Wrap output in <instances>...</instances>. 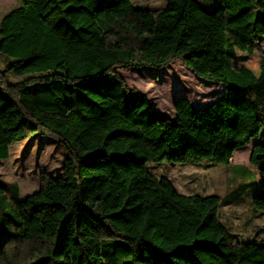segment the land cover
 <instances>
[{
    "label": "trees",
    "instance_id": "16d2710c",
    "mask_svg": "<svg viewBox=\"0 0 264 264\" xmlns=\"http://www.w3.org/2000/svg\"><path fill=\"white\" fill-rule=\"evenodd\" d=\"M259 44L264 0H166L160 9L133 0H22L0 21V160L35 137L55 139L68 156L62 176L43 175L26 199L18 184L0 182V264H264V242L243 241L222 221V195L182 194L151 170L230 167L260 139L264 56L259 75L235 65ZM178 61L224 93L207 109L178 99L176 121L117 71ZM251 164L255 173L234 174L264 215L263 144Z\"/></svg>",
    "mask_w": 264,
    "mask_h": 264
},
{
    "label": "rangeland",
    "instance_id": "374dc122",
    "mask_svg": "<svg viewBox=\"0 0 264 264\" xmlns=\"http://www.w3.org/2000/svg\"><path fill=\"white\" fill-rule=\"evenodd\" d=\"M212 3L213 0H201ZM139 8L160 9L166 0H133ZM22 0H0V21L10 11L19 8ZM264 56V44H259L253 55L238 53L235 65H245L259 75V64ZM6 61L0 56V70L4 71ZM131 88L147 95L155 112L176 121L175 103L180 98L189 100L196 108L207 109L220 100L224 85L210 82L196 76L182 62L172 63L163 69L130 68L117 70ZM15 84L20 79L6 74ZM259 140V139H258ZM257 141V140H255ZM264 144V134L260 137ZM253 144V143H252ZM252 144L239 149L230 167L206 163H161L152 164L154 176H167L181 193L202 195L219 194L224 197L222 207L223 220L233 226L238 234L253 235L258 229L260 238H264V216L260 218L253 212L251 205L254 193L246 180L234 174L237 167L254 170L251 164ZM68 154L55 139L35 137L19 142L11 148L8 160H0V182L16 183L20 186L21 198L26 199L38 192L42 185V176L52 178L62 176ZM255 171V170H254ZM164 174V175H163ZM242 184L245 187H239ZM245 232V233H244Z\"/></svg>",
    "mask_w": 264,
    "mask_h": 264
},
{
    "label": "crops",
    "instance_id": "0c3cea01",
    "mask_svg": "<svg viewBox=\"0 0 264 264\" xmlns=\"http://www.w3.org/2000/svg\"><path fill=\"white\" fill-rule=\"evenodd\" d=\"M264 134V131H263V133H262V135ZM253 143V144H252ZM251 144H252V151H253V148H254V146H256L257 144H263V143H261V141H260V139L259 140H257V141H253ZM264 145V144H263ZM241 150V149H240ZM239 151V150H238ZM252 151H251V155H252ZM235 156H236V154H235ZM240 168V167H239ZM242 168H245L248 172H251V173H255V171L254 170H251V169H248V168H246V167H242ZM164 175V174H163ZM167 177V176H166ZM169 178V177H168ZM171 180V179H170ZM257 180L258 181H260L261 180V177H260V175H257ZM173 183V182H172ZM181 193V192H180ZM182 194H185V193H182ZM192 194H199V193H192ZM192 194H185V195H192ZM214 194H216V193H214ZM261 194H262V191H261V189H260V185H258V188H257V195L258 196H261ZM200 195H202V194H200ZM209 195H212V194H209ZM209 195H203V196H209ZM226 206V205H225ZM224 207V206H223ZM221 210H222V208H221ZM255 214H256V216H257V218L259 217H261V216H264L263 214H261V213H259V212H255V211H253ZM220 216H221V219H222V221L230 228V230L235 234V235H237L241 240H243V241H246V242H255V241H257V242H264V238L262 237V238H260V236H259V231H261V229H258L257 231H256V233H254L253 235H245V234H238L237 233V230H235L234 228H233V226H231L230 224H228L227 222H225L224 220H223V216H222V212L220 213ZM245 233V232H244Z\"/></svg>",
    "mask_w": 264,
    "mask_h": 264
}]
</instances>
